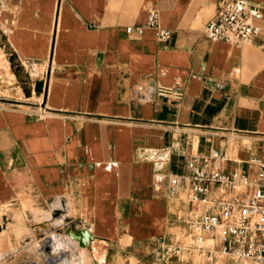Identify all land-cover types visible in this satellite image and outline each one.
Here are the masks:
<instances>
[{"label":"crops","instance_id":"obj_1","mask_svg":"<svg viewBox=\"0 0 264 264\" xmlns=\"http://www.w3.org/2000/svg\"><path fill=\"white\" fill-rule=\"evenodd\" d=\"M250 1L256 38L228 44L202 31L216 0H0L6 51L46 78L40 107L0 95V229L7 206L20 216L0 264L39 257L41 235L58 264H204L175 247L213 206L153 174L189 175L185 159L212 150L222 172L253 177L264 160V0ZM148 6L164 41L145 27ZM69 225L87 232L84 247Z\"/></svg>","mask_w":264,"mask_h":264},{"label":"built area","instance_id":"obj_2","mask_svg":"<svg viewBox=\"0 0 264 264\" xmlns=\"http://www.w3.org/2000/svg\"><path fill=\"white\" fill-rule=\"evenodd\" d=\"M262 17L261 8L250 0H216L212 16L203 26V34L210 42L228 44H251L260 27L257 21ZM145 27L150 28L158 41L170 36V30L163 28L158 11L152 6L146 9ZM125 27L126 32L132 31ZM141 32L142 27H135ZM161 92V91H160ZM163 93V92H162ZM222 155L212 150L206 157L189 156L185 159L191 173H154V185L164 184L171 193L175 187H185L188 199L208 203L213 212L203 214L185 237L182 245L175 247V253L193 250L204 264H217L222 258H230L233 264H264V160H255L253 177L247 173L232 170L222 172L219 162ZM213 191V195L210 193ZM55 213L51 217L55 218ZM66 223V221H64ZM67 237L84 247L73 235L70 225L61 230ZM41 255L26 264H58L62 253H53L49 247L50 237L41 235Z\"/></svg>","mask_w":264,"mask_h":264},{"label":"rangeland","instance_id":"obj_3","mask_svg":"<svg viewBox=\"0 0 264 264\" xmlns=\"http://www.w3.org/2000/svg\"><path fill=\"white\" fill-rule=\"evenodd\" d=\"M1 7V5H0ZM3 30V28L1 29ZM25 67V68H24ZM19 67V64H16L13 55L8 54L5 49L3 33L0 31V95H5L7 97H12L15 99L21 100V102H13L19 103L22 102H31L33 106L40 107L42 103V90L43 85L45 83L46 78L42 74L41 67L38 65H25ZM38 75H42L39 80V85H37L36 78ZM25 104V103H22ZM14 205H9L6 207L8 211L6 212L8 217L4 221V225L0 229V238L5 239L7 241V232L11 227H16L18 223H9L8 219L18 221L20 216L15 212V210H11ZM36 212L33 213L35 215ZM5 215V214H4ZM5 215V217L7 216ZM49 214L41 213L39 217L35 216L34 219H44L50 217ZM56 217V216H55ZM2 221H0V225ZM9 227L7 230L6 227ZM27 234L30 232L26 227L24 228ZM58 232L57 230H55ZM54 231V232H55ZM8 243V242H7ZM24 243L23 241H17L12 248L16 249L20 247V244ZM4 249V246L0 248V250ZM96 254H93L95 256ZM83 259L85 261L83 264H90V258L88 255L84 254Z\"/></svg>","mask_w":264,"mask_h":264},{"label":"water","instance_id":"obj_4","mask_svg":"<svg viewBox=\"0 0 264 264\" xmlns=\"http://www.w3.org/2000/svg\"><path fill=\"white\" fill-rule=\"evenodd\" d=\"M73 237L79 241V244H82L81 240H82V238L86 237V233L83 231L79 235L78 234L73 235Z\"/></svg>","mask_w":264,"mask_h":264},{"label":"bare ground","instance_id":"obj_5","mask_svg":"<svg viewBox=\"0 0 264 264\" xmlns=\"http://www.w3.org/2000/svg\"><path fill=\"white\" fill-rule=\"evenodd\" d=\"M51 244V243H50ZM40 249V248H39Z\"/></svg>","mask_w":264,"mask_h":264}]
</instances>
